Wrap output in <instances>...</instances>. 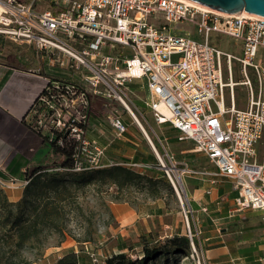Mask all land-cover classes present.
Segmentation results:
<instances>
[{
    "label": "built area",
    "instance_id": "1",
    "mask_svg": "<svg viewBox=\"0 0 264 264\" xmlns=\"http://www.w3.org/2000/svg\"><path fill=\"white\" fill-rule=\"evenodd\" d=\"M43 1L0 0L1 36L32 46L41 56L55 55V62L71 70L70 79L47 80L34 104L33 126L45 137L61 133L72 139L74 167L50 166L43 171L79 172L113 165L104 162L106 146L87 134L92 97L109 109L114 137L121 138L128 125L112 102L133 118L124 89L132 80L145 78L143 102L156 122L170 124L178 132V142L191 141L194 151L214 166L213 172H188L208 178L210 184L227 180L237 192L236 210L256 212L264 223V67L255 62L264 48V20L217 14L173 0H49L51 6L37 9ZM183 26L193 33L185 29L179 35ZM213 34L238 41L241 55L221 52L213 44ZM223 55L229 73L234 58L245 75L249 101L244 110L232 111V85V108L225 103ZM246 67L254 70L255 93ZM160 105L169 117L161 116ZM19 182L25 186L28 180Z\"/></svg>",
    "mask_w": 264,
    "mask_h": 264
},
{
    "label": "rangeland",
    "instance_id": "2",
    "mask_svg": "<svg viewBox=\"0 0 264 264\" xmlns=\"http://www.w3.org/2000/svg\"><path fill=\"white\" fill-rule=\"evenodd\" d=\"M49 6L50 1L46 0L36 7L43 10ZM185 29L192 32L191 28L183 26L178 34L183 33ZM213 36L215 39L213 44L221 52L236 57L241 55L238 41L215 34ZM21 50L22 47L0 35V57L4 58L6 54H14L13 52L20 55ZM51 58L54 60L53 68L56 69V73L64 70L67 74V71H71L55 62V55ZM255 62L264 67V48L258 51ZM246 68L255 93L257 83L254 70L251 67ZM221 69L222 82L228 85L224 88L226 105L230 104L229 83L233 81L236 84L233 85L235 108L244 110L249 101V87L243 84L245 75L240 63L231 58L229 73L227 55H223ZM54 75V78H60L56 76L58 74ZM145 84V78L132 80L124 90L128 96L129 107L156 147L164 167L158 161L155 151L139 125L116 102H112V106L128 124V132L134 133L138 138L139 141L132 139L138 144L136 148L142 150L133 151L136 149L135 145L130 146L124 139L128 133L123 134L121 138L114 137L107 118L109 109L105 108L100 100L94 103L93 112L96 118H90L87 134L102 145L109 141L115 142L116 145L107 147L106 159L113 162L122 161L124 167L130 168L133 172L140 170L131 165V161L146 160L141 156L150 158L152 165L157 164L153 169L145 170L144 174L155 179L161 172L167 170L179 195L169 180L171 189L165 182L159 180L151 187L137 182L117 187L95 171L84 173L85 177H91L90 181L86 182L81 180V173L49 170L41 173V180L51 185V180L56 179L59 186L54 188V184L47 187L39 195H35L32 204H28L29 197L25 191L30 183L25 186L17 185L23 177L3 176L0 178L5 183L3 186L0 184V264H56L59 259L70 253L78 257L81 264H106L108 259L119 253L126 255L131 264H232L222 252L226 248L223 246L229 247L233 244L234 239L240 235L237 231L251 229V210L241 212L234 210L236 207L234 202L227 201V197L235 195V192L224 178H218L215 184H210L208 178H200L188 172V170L213 172L214 166L207 161L203 153L194 151L191 141L171 143L172 138L167 135L172 129L170 124H158L143 102L147 96ZM212 110H215L213 104ZM34 117L32 113L30 121L35 125ZM162 126L166 129H160ZM177 134L174 132L175 137ZM164 136L168 137V140L165 141ZM57 160V156L53 154L46 166L54 164ZM175 173L181 178L184 193L180 191ZM187 182L193 183V187ZM218 188H222L227 197L221 196L217 192ZM229 209L232 211L228 212ZM16 218L18 224L22 223L26 229L20 236L12 226ZM253 219L256 228L264 226L255 212ZM42 220L50 223L44 224ZM173 237L190 239L188 254L176 250L183 246L182 243H178L179 246L173 249L169 244ZM207 237L209 239H206ZM144 247H160L161 252L159 251L154 258H143ZM69 259L67 258L63 264H71ZM117 262L113 260L112 264Z\"/></svg>",
    "mask_w": 264,
    "mask_h": 264
},
{
    "label": "crops",
    "instance_id": "3",
    "mask_svg": "<svg viewBox=\"0 0 264 264\" xmlns=\"http://www.w3.org/2000/svg\"><path fill=\"white\" fill-rule=\"evenodd\" d=\"M15 45L22 47L19 51L20 55L13 52L14 54H6L4 58L0 57V178L3 176L24 178L25 172L32 170L35 166L41 165L48 168L54 165L46 166L53 153L44 141L45 136L35 130L30 120L35 110L34 104L47 80L54 78V74H58L56 76L60 78H69L64 70L56 73L53 60L47 56H41L32 46ZM160 129H166V127L162 126ZM169 132L167 134L169 138L174 139V132L177 131L172 128ZM126 133L128 136L124 139L130 143L129 145L133 144L135 148L138 147V144L132 140L138 139L136 135L128 130ZM164 140H168V137L164 136ZM110 142L104 144L106 149L116 144ZM135 150L141 151L142 149L136 148L133 151ZM118 153L121 154V151L118 150ZM134 155L137 156V154ZM141 158L146 159L147 157L141 156ZM225 182L228 181L225 180ZM187 184L193 187V183L187 182ZM220 190L223 191L222 188ZM232 191L235 195L227 197L223 191L221 196L226 195L227 201H233L235 205L237 192ZM231 211L232 209L228 210V212ZM253 214L254 212L250 211L251 229L237 231L240 235L234 239L233 244L229 247L223 246L226 248L222 252L232 264H264V226L256 228ZM256 215L259 216L258 213ZM227 216L229 215H224V217Z\"/></svg>",
    "mask_w": 264,
    "mask_h": 264
},
{
    "label": "trees",
    "instance_id": "4",
    "mask_svg": "<svg viewBox=\"0 0 264 264\" xmlns=\"http://www.w3.org/2000/svg\"><path fill=\"white\" fill-rule=\"evenodd\" d=\"M24 2V1H22ZM24 3H28V2H24ZM97 100H100L99 98L96 97H92L91 100V118H96V114H94L93 112V107H94V103L97 102ZM101 103V102H100ZM229 107V106H228ZM91 138V137H90ZM45 143L47 145H49L50 150L52 151V153L54 155L57 156V161H55L53 166H58L61 168H68L71 169L74 167L73 165V160H74V155H75V142L70 139L68 136L64 135V134H57L55 136H53L52 138H49L48 136L44 138ZM59 139H61L62 144L60 145L58 143ZM171 142H178L177 139H171ZM114 145V144H113ZM116 145V144H115ZM107 152V149H106ZM150 158H146V160L144 161H131L130 163H132L131 165H133L134 167H136L138 170L137 172H133L130 168L124 167L123 162L122 161H112L113 165L109 166V168H102V169H94V170H83V171H79V172H74V171H70L69 172H73V173H81V180H85L86 182L90 181V176H86L84 175V173L89 172V171H95L96 173L102 174L103 176H105L107 179H109V181H111L114 185H116L117 187H122L125 186V184L127 183H132V182H137V183H143L144 185H148V187H151L153 185L156 184L157 180L161 181V182H165L168 186H169V182L165 176V172H161L159 175V177H156L155 179L151 176H148L146 174H144L145 170H150L153 169L155 167V164L152 165L151 163V159ZM111 160V159H110ZM106 160H104L105 162ZM153 162V161H152ZM143 165V166H137V165ZM47 169L44 166H38V167H34L32 170L30 171H26L25 175H24V179L28 180V182L30 183V186L28 188H26V195L29 197V201L28 204H32V202H34L35 200V195H39V193H41V191L44 189H46L47 187L54 185V188H57L59 185L58 181H56V179H52V184H48L46 181L41 180V173L43 172V170ZM68 171V170H65ZM63 184V183H61ZM170 187V186H169ZM171 189V187H170ZM221 188L218 189L219 194L221 195L223 193V191L220 190ZM32 207V206H31ZM30 207V208H31ZM32 210V209H31ZM42 223H50L48 221L42 220ZM12 226L13 228H15L17 234L23 235V233L26 231V229L23 227L24 225L18 224V218H16V220H14L12 222ZM179 239V240H177ZM179 241V242H178ZM194 244L195 241L193 240ZM178 243H182L183 246L180 248H177V246H179ZM169 244L171 246L177 248L176 250H178V252L180 253H184V254H188L189 251V247H190V239L186 238V237H173V240L169 241ZM161 248H149V247H144L142 249V257L143 258H147V259H151L154 258L155 256L158 255L159 251ZM70 258V263L71 264H81L78 261V257H75L72 253H70L68 256H65L63 259H59L58 262L56 264H63L64 261ZM142 258V259H143ZM113 260H117L118 262L116 264H131L130 260H127L126 255H124L123 253H119L116 254L115 256H113L112 258L108 259L106 261V264H112Z\"/></svg>",
    "mask_w": 264,
    "mask_h": 264
},
{
    "label": "water",
    "instance_id": "5",
    "mask_svg": "<svg viewBox=\"0 0 264 264\" xmlns=\"http://www.w3.org/2000/svg\"><path fill=\"white\" fill-rule=\"evenodd\" d=\"M192 7L207 11L229 14L239 18H254L264 20V0H173ZM169 178V177H168ZM174 190L178 193L172 177L169 178ZM180 191L183 192L181 181H178ZM185 195V194H184ZM186 196V195H185Z\"/></svg>",
    "mask_w": 264,
    "mask_h": 264
},
{
    "label": "bare ground",
    "instance_id": "6",
    "mask_svg": "<svg viewBox=\"0 0 264 264\" xmlns=\"http://www.w3.org/2000/svg\"><path fill=\"white\" fill-rule=\"evenodd\" d=\"M204 10V9H203ZM207 11V10H206ZM213 12V11H212ZM214 13H217V12H214ZM217 14H224V13H217ZM230 85H236L233 81H231L230 83H229ZM159 111L161 112V116L163 117H169V112L163 107V105H160L159 107ZM229 108H232V107H229ZM228 108V109H229ZM226 107H223V110L224 111H226ZM236 110V108H235V106H234V109H232V111L234 112ZM133 118H135V122L137 123V125H139V127L141 128V130L144 132V134H145V136H146V138H147V140H148V142H149V144H150V146L153 148V150H155L156 151V155H157V158H158V160H159V162H162L163 164H164V162L162 161V159L160 158V156H159V153H158V151H157V149H156V147H154L153 146V144H152V142H151V140H150V138L148 137V134L145 132V130L143 129V127H142V125H141V123H140V121L137 119V117H135L134 116V114H133ZM175 177H177V181H181L180 179V177H179V174H177V173H175ZM181 197V196H180Z\"/></svg>",
    "mask_w": 264,
    "mask_h": 264
}]
</instances>
